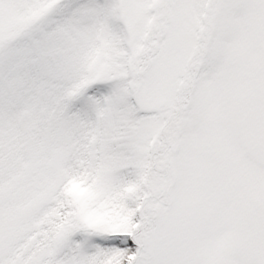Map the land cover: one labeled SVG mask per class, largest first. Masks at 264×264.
I'll use <instances>...</instances> for the list:
<instances>
[{"label":"snow or ice","instance_id":"obj_1","mask_svg":"<svg viewBox=\"0 0 264 264\" xmlns=\"http://www.w3.org/2000/svg\"><path fill=\"white\" fill-rule=\"evenodd\" d=\"M0 264H264V0H0Z\"/></svg>","mask_w":264,"mask_h":264}]
</instances>
